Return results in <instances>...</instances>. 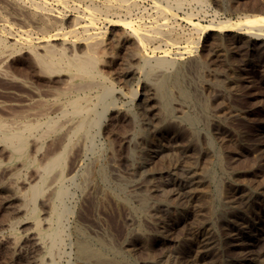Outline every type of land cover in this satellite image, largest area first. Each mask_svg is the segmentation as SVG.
<instances>
[{
  "label": "rangeland",
  "instance_id": "obj_1",
  "mask_svg": "<svg viewBox=\"0 0 264 264\" xmlns=\"http://www.w3.org/2000/svg\"><path fill=\"white\" fill-rule=\"evenodd\" d=\"M17 1L20 5L24 4L23 6L27 8L28 6L33 8L30 6L31 0ZM45 1L48 9L50 8L55 14L65 13L62 14V19L65 17L63 24L66 25H62L63 33L70 30L74 16H78L79 13L80 16L92 6V3L101 6L103 2L102 0H93V2L92 0H63L67 9L65 10L52 0ZM128 1L138 3L135 4L138 5L139 11L134 12L133 15L136 16L132 17L133 28H136L137 33L141 29L142 32L139 34L147 33L146 29L148 31L158 26L161 30L167 27L165 30L171 31L173 26L171 31L173 35H170L172 38L169 35L163 37L165 44L162 41L148 43L149 48L145 51L155 57L162 56L166 51L169 59H175L179 53L184 52V48L188 45L183 41L186 36L194 40L201 36L193 27L191 28L192 25L189 22H186V15L192 14L193 23L200 25H208L211 21L219 22L229 19L232 22H240L246 18L264 17V0H205L207 4L203 7L187 1L183 5L184 8L178 11L173 3L169 2L167 6V2L163 0ZM156 3L162 4V8H167L166 10L170 11L171 15L174 13L176 17L174 14V16H168L163 19L165 22L163 23L162 17H159L155 8ZM77 4L80 6L77 7ZM72 7L77 10H69ZM15 9L6 2L0 1V29L3 30L5 27V30H10L12 38L15 37L19 41V44H13L14 41L9 40L13 43L8 50L15 52L10 51L12 55L8 57V61L0 65V70L3 68L7 75L18 76L20 69L17 67L22 69L21 64L29 61L30 58L28 51L21 46L22 39H26L21 31H29V38L33 39L34 43H37L38 38L48 36L53 31L43 29L40 23L35 24L30 21L27 11L19 12ZM23 12L25 14H22ZM123 15L120 14V17H124ZM69 17L72 18L71 21ZM98 18L97 22L100 21V23L96 22L98 30L96 29L95 32H100V37L109 39L112 35L122 32L123 28L108 25L109 23L103 22L102 16ZM164 26L165 28H162ZM143 27L146 29L144 30ZM77 31L75 36L80 38L81 28L78 27ZM245 31L243 28L240 30L232 28L222 33L209 32L201 36L197 48L191 49L192 52L190 56L187 55L188 58L184 55L186 60L199 62L197 66L193 65V68H187L181 73L182 86L191 95V100L184 103L175 89L171 91L174 97L170 103V116L173 122L169 124V128L162 123L161 125H157L155 121L152 123L149 119L151 117L147 111L148 106L145 102L141 103L144 100L143 95L146 94L143 89L142 75L138 74L131 78L123 74L128 69L127 66L133 65L128 62V59L126 60L127 52L124 47L115 44L112 49L107 50L109 53L102 49V52L98 50L101 56H111L116 59L113 69H106L103 72L111 79L115 89L123 92L124 97L118 99V106L136 107L139 111L141 127L145 128L142 155L137 152L134 155L136 170L124 163L127 151L116 141L117 143L112 147L114 148L112 153L118 159L113 156L110 160L111 165L117 163V166L112 165L115 171L110 172L111 179L108 185L98 183L101 188L120 183L128 193L126 197L131 206L136 207L140 204L138 212L140 216L137 214L140 218H137L139 223L141 222L140 230L144 237L142 242L140 240L141 243L139 241L138 244L135 243L132 252L124 254V264H264V40L256 41ZM182 34L183 37L180 36ZM75 36L68 35L67 38L70 37L69 40L75 41ZM176 36L180 37L176 39ZM175 39L178 40L177 45L172 42ZM131 40L135 41V39ZM76 41L79 42V40ZM54 43L60 46L59 40ZM158 45L160 48L156 49L157 51L153 50ZM79 51L81 52L78 50L77 53ZM69 53L71 54L72 51ZM22 55H24L23 58L20 57ZM124 62L127 63L125 66ZM4 66L8 67L9 72ZM29 67L28 65L26 68ZM0 83V102H3L1 115L3 118L10 119L21 109L20 105L23 99L27 98L28 91L19 85L12 86L1 80ZM131 93H134L136 97L134 98ZM24 95L26 98L22 97ZM139 103L141 105L138 108ZM4 108H8L7 112ZM14 109L16 113L11 112ZM11 113H14L13 116H10ZM186 117L191 118V121H185ZM123 124V121H119L114 127L117 131L120 130V135L127 131L131 134L133 129ZM156 129L159 132H156ZM190 169L192 173L187 175ZM171 179L178 181L177 185L183 183L182 186H188L184 192L179 191L177 185L167 187L166 183ZM186 181H189L188 184ZM74 190L72 189L73 203L80 205L81 193ZM168 190L174 193L180 192L181 196L173 195L171 191L168 194ZM86 207L85 220L91 224L99 222L104 225L103 227L115 242L117 239L118 241L125 239L132 232L131 230L136 228L129 208L124 205L116 206L108 202L98 211H94L90 205ZM131 220L134 224H131ZM22 229L18 227L16 230L21 234ZM5 231L0 229V234ZM28 249L27 247L23 251L24 254L22 253L24 258H17L14 261L11 259L12 252L9 248L0 247V264H26L25 257L29 254ZM68 257V255L58 257L56 264H77Z\"/></svg>",
  "mask_w": 264,
  "mask_h": 264
},
{
  "label": "bare ground",
  "instance_id": "obj_2",
  "mask_svg": "<svg viewBox=\"0 0 264 264\" xmlns=\"http://www.w3.org/2000/svg\"><path fill=\"white\" fill-rule=\"evenodd\" d=\"M2 1L13 6L19 12L27 11L30 21L35 24L40 23L43 29H50L53 33L42 38L37 37L38 41L35 44L34 41L32 42L33 39L29 38V31H21L26 39H22V44L21 42L20 44L28 51L29 61H21L23 67L22 69L17 67L20 69L18 76L7 75L3 68L0 70L5 72H0L1 81L12 86L13 84L19 85L28 91L27 96H22L27 98L23 99L20 105L21 109L17 113L15 109L11 110L16 114L13 113V116L11 113L10 116L13 117L10 119L2 117L3 102H0V229L6 230L5 233L0 234V247L9 248L12 252L11 259L14 261L17 258H24L22 253L28 247L29 254L25 257L26 264H56V259L62 255H68L77 264H124V254L132 252L135 243L140 240L142 242L144 237L140 230L141 222L139 223L138 219L140 217L137 216L140 204L136 207L131 206L126 197L128 193L122 184L101 188L98 183L102 182L108 185L111 179L110 172L115 171L112 165L117 163L112 162L111 165L110 160L113 156L118 159L112 153L114 149L112 147L117 142L121 148L124 147L127 151L124 163L136 170L134 155H136L135 152L142 155L145 128L141 127L139 111L136 107L118 106V99L124 97L123 92H118L111 79L106 77L103 72L106 69H113L116 59L111 56H101L98 54V50L102 49L107 52L115 44L124 47L127 52L126 60L128 59V62L133 65L127 66L128 69L123 74L131 78L138 74L142 75L143 89L146 94L143 95L144 100L141 103L145 102V105L148 106L147 111L151 117L149 119L151 122L155 121L157 125L162 123L169 128V124L173 122L170 116V103L174 98L171 91L175 89L184 103L191 100V95L182 86L181 73L193 65L197 66L199 62L198 60L195 62L186 60L184 55L190 56L191 49L197 48L201 36L209 34V32L222 33L232 28H239V30L243 28L244 31L246 30L245 33L254 37L256 41L264 40V17L246 18L240 22H232L229 19L219 22L211 21L208 25H200L196 22L193 23L192 14L186 15L187 21H185L189 22L192 25L191 28L193 27L195 32L201 36L196 40L186 36L183 41L188 45L186 44L184 52L179 53L175 59H169L166 51L159 57H155L151 53L149 55L145 51L149 48V46L147 47L148 43H160L163 42V37L170 36L173 26L172 30L168 31L165 30L167 28L165 26L162 27L165 29L161 30L160 26L155 27L154 25L155 28H152L149 25L151 30L147 27L149 29L147 31L143 27L147 33L139 34L142 29L137 33L136 28H133L134 19L132 18L136 16L133 13L138 10V5L135 4L137 2L102 0L101 6L90 3L92 6L89 7L88 4L89 8L86 7L88 10H85L80 16L79 13L78 16L71 18L70 30L63 33L61 32L62 25H65L63 24L65 17L62 19L63 13L55 14L50 8L48 9L45 0H31L30 6L33 8H29V6L27 8L23 6L24 4L21 6L16 0ZM52 1L67 10L63 0ZM164 1L167 2V6L169 2L173 3L177 11L182 9L187 1L202 7L207 4L205 0ZM161 5L156 3L155 8L162 20L175 15L174 13L171 15L170 11L165 7L162 8ZM79 6L77 4V7ZM74 9L72 7L69 10H77V8ZM120 14H124V17H120ZM98 16H102L103 22L109 23L108 25L121 27L125 31L121 30L120 34H114L109 39L100 37V32H95ZM114 16H116V20L113 19ZM159 20L161 21V19ZM98 22L100 23V21ZM163 23H165L164 20ZM78 27L81 28L80 38L75 36ZM9 31L5 30V27L3 30L0 29V65L8 61V57L12 55L11 49L10 51L8 49L12 47L13 41V44L19 42L14 36L15 39L12 38V33ZM182 33L184 34V32ZM183 34L180 36L183 37ZM68 35L75 36L79 42L69 40ZM178 37L176 36V39ZM131 39H135V41ZM176 39L172 40L175 45H177L176 41L178 42ZM9 40L13 41L10 43ZM57 40L60 41V46L54 45V41ZM168 44L167 46H169ZM159 46L153 50L157 51ZM77 49L82 53L80 51L77 53ZM161 50L163 51V49ZM70 51H72L71 54ZM20 57L23 58L24 55ZM125 64L127 63L124 62L123 65L125 66ZM28 65L30 67L26 68ZM132 96L136 97L134 93ZM141 103L137 104L138 108ZM186 120L191 121V118L186 117ZM119 121H123L125 126L132 128L133 132L130 134L127 131L120 135V130L117 131L114 127ZM157 131L158 129H156ZM118 156L120 157V155ZM190 173H192L191 169L188 170L187 175ZM177 182L175 179H171L166 185L167 187H176ZM182 185L177 186L179 191L184 192L188 185ZM72 189L81 193V204L77 201L80 205L73 203ZM135 189L137 191V188ZM170 191L173 195L181 196L179 191V193H174L172 190H168L167 193L169 194ZM145 194L147 195V193ZM108 202H112L116 206L128 207L136 223L134 225L136 228L132 229L128 237L123 240L118 241L117 239L115 242L104 225L99 222L91 224L85 220L86 206L90 205L94 211H98ZM131 224H134L132 220ZM18 227L23 228L21 234L16 230Z\"/></svg>",
  "mask_w": 264,
  "mask_h": 264
}]
</instances>
